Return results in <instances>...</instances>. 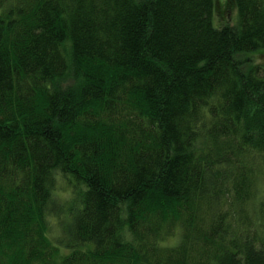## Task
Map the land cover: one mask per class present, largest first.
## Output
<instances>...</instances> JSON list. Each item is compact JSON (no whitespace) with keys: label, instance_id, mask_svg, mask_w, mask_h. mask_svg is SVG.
<instances>
[{"label":"trees","instance_id":"1","mask_svg":"<svg viewBox=\"0 0 264 264\" xmlns=\"http://www.w3.org/2000/svg\"><path fill=\"white\" fill-rule=\"evenodd\" d=\"M214 2L0 0V264H264V0Z\"/></svg>","mask_w":264,"mask_h":264},{"label":"rangeland","instance_id":"2","mask_svg":"<svg viewBox=\"0 0 264 264\" xmlns=\"http://www.w3.org/2000/svg\"><path fill=\"white\" fill-rule=\"evenodd\" d=\"M232 0H215V12H214V20H215V25L219 26L222 25L224 23L227 24L230 22H233L234 20H236V10L234 9V5H232ZM214 25V26H215ZM264 51V50H262ZM261 52V51H260ZM257 52V53H260ZM256 60L261 63L264 62V54H256L255 55ZM62 189V187H61ZM60 195V198H67V195L65 192L58 194ZM54 229V228H53ZM54 235L53 236H57L60 232V230L55 229L54 230ZM178 239H173L172 241H169L167 244L172 246V245H176L177 244Z\"/></svg>","mask_w":264,"mask_h":264}]
</instances>
